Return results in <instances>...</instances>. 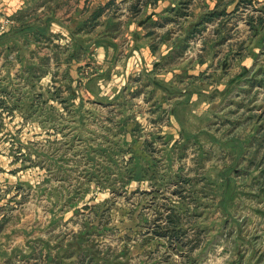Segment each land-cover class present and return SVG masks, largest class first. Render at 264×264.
<instances>
[{
	"label": "rangeland",
	"instance_id": "rangeland-1",
	"mask_svg": "<svg viewBox=\"0 0 264 264\" xmlns=\"http://www.w3.org/2000/svg\"><path fill=\"white\" fill-rule=\"evenodd\" d=\"M35 41L0 40V264H264V54L177 132L64 98Z\"/></svg>",
	"mask_w": 264,
	"mask_h": 264
},
{
	"label": "crops",
	"instance_id": "crops-1",
	"mask_svg": "<svg viewBox=\"0 0 264 264\" xmlns=\"http://www.w3.org/2000/svg\"><path fill=\"white\" fill-rule=\"evenodd\" d=\"M186 1L198 5L192 18ZM6 22L0 40H15L24 58L35 38L32 49L51 62L42 81L67 84L64 98L109 109L132 97L137 116L165 109L177 132L189 108L198 119L226 87L249 81L264 54V0H0ZM236 66L244 77L225 79Z\"/></svg>",
	"mask_w": 264,
	"mask_h": 264
},
{
	"label": "built area",
	"instance_id": "built-area-1",
	"mask_svg": "<svg viewBox=\"0 0 264 264\" xmlns=\"http://www.w3.org/2000/svg\"><path fill=\"white\" fill-rule=\"evenodd\" d=\"M8 28H9V26H8V22H6V23H4V24H2V25L0 26V31H1V32H7V31H8Z\"/></svg>",
	"mask_w": 264,
	"mask_h": 264
},
{
	"label": "trees",
	"instance_id": "trees-1",
	"mask_svg": "<svg viewBox=\"0 0 264 264\" xmlns=\"http://www.w3.org/2000/svg\"><path fill=\"white\" fill-rule=\"evenodd\" d=\"M169 221L172 223L173 220H172V216H169ZM174 223V222H173ZM174 227V226H173ZM175 228H173V232H175ZM179 233H181V231L179 230ZM175 234H178L177 232H175Z\"/></svg>",
	"mask_w": 264,
	"mask_h": 264
}]
</instances>
